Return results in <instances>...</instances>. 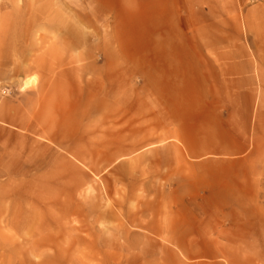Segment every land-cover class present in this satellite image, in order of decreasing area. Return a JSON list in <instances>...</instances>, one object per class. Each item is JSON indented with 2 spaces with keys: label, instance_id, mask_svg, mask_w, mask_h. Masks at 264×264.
Here are the masks:
<instances>
[{
  "label": "rangeland",
  "instance_id": "1",
  "mask_svg": "<svg viewBox=\"0 0 264 264\" xmlns=\"http://www.w3.org/2000/svg\"><path fill=\"white\" fill-rule=\"evenodd\" d=\"M262 17L264 0H0V264H264L259 83L201 107L175 79L191 48L264 47ZM245 159L259 201L226 163Z\"/></svg>",
  "mask_w": 264,
  "mask_h": 264
},
{
  "label": "crops",
  "instance_id": "2",
  "mask_svg": "<svg viewBox=\"0 0 264 264\" xmlns=\"http://www.w3.org/2000/svg\"><path fill=\"white\" fill-rule=\"evenodd\" d=\"M261 19L264 20V17ZM259 22L261 21L259 20ZM259 22L258 24H264V22ZM262 46H264V44ZM157 57L161 58V54L156 52L150 54L151 64L155 66L157 65ZM214 58H218V60ZM252 58L256 62V65L253 64ZM161 61L163 60H158V62ZM159 66L165 67V62L163 65L160 64ZM178 66L179 70L178 72L176 71L177 77L175 79H178V82H181V85L183 83L185 90L189 87L196 89V104L199 103L201 107L204 103V97H206L205 93H207L208 90L219 88L221 82L226 83L227 87L233 88H254L255 83H259V87L262 90L261 103L262 105L264 104V47H259L251 51L245 49H220L215 46L208 49L207 54L204 53L202 48H191L185 54H182L181 61ZM164 70H159V67L156 70L152 67V69L149 70L148 82L150 83V81L156 80L157 78H160L161 80L164 79V81L166 79L168 80ZM157 72L159 73L158 75ZM160 72L164 73V78L161 76ZM153 92L154 97H156L155 91ZM213 103L214 101H212L211 105H213ZM216 112V114H219L218 109H216ZM215 144L217 146L214 147L213 145L211 148L204 150V152L210 150L212 153L216 154L226 153L225 148L220 146V141H215ZM252 149L256 150V146H254V148L252 147ZM261 151H264V149L261 148ZM221 163L222 162L220 160L212 161V164L217 165L218 167ZM226 163H242L247 166L249 169V180L246 183L249 185L250 191L249 196L245 197V199L250 201L261 200V193L258 192L255 182V179L260 174V172L257 173L256 169H260V167H257L255 162L248 159ZM251 207L254 208V206Z\"/></svg>",
  "mask_w": 264,
  "mask_h": 264
},
{
  "label": "bare ground",
  "instance_id": "3",
  "mask_svg": "<svg viewBox=\"0 0 264 264\" xmlns=\"http://www.w3.org/2000/svg\"><path fill=\"white\" fill-rule=\"evenodd\" d=\"M24 85H25V82H24Z\"/></svg>",
  "mask_w": 264,
  "mask_h": 264
}]
</instances>
